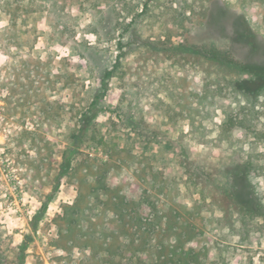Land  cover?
<instances>
[{
	"label": "rangeland",
	"instance_id": "374dc122",
	"mask_svg": "<svg viewBox=\"0 0 264 264\" xmlns=\"http://www.w3.org/2000/svg\"><path fill=\"white\" fill-rule=\"evenodd\" d=\"M218 11L264 47L263 0H0V264H126L101 173L203 231L206 264H264V92L196 51L228 48Z\"/></svg>",
	"mask_w": 264,
	"mask_h": 264
},
{
	"label": "trees",
	"instance_id": "16d2710c",
	"mask_svg": "<svg viewBox=\"0 0 264 264\" xmlns=\"http://www.w3.org/2000/svg\"><path fill=\"white\" fill-rule=\"evenodd\" d=\"M226 15L225 11H218L213 19L228 39V48L201 46L196 47V51L209 61L232 66L246 73L250 76L249 83L258 84L257 93L264 92V63L253 60L257 56L264 57V47L257 42V37L244 16H240L235 21V31L229 35ZM245 46L250 47L251 53L247 55L246 60H241L237 53ZM115 70L116 66L105 73L104 83L115 76ZM234 87L243 90L245 94L254 95L246 83L235 84ZM102 88L101 95L96 99L106 94L107 85L104 84ZM95 104L96 101L93 102V105ZM236 125L242 126V123H232L228 130L231 131ZM85 128L81 127L78 134L74 135V144L79 143ZM75 152V146L66 151L62 163L65 169L71 167V158ZM244 166L243 168L238 166L232 174L231 193L235 198L243 195L244 187L240 177L244 175V169L249 168L250 164ZM250 191L253 195L252 190ZM92 193L96 200H101V204L111 206L114 219L123 226L124 242L119 247L118 253L126 264H206L209 256L207 244L202 243L197 246L193 244L197 238H202L204 232L196 231L188 219H184V222L179 224V214H171L176 219L173 220L168 213H163L157 201L150 198L149 191L144 190L137 200L129 199L120 187L108 182L106 173H101L96 178ZM245 210L249 214H254L257 209H254L252 205H247ZM168 232L171 233L172 241L166 243L162 239L163 235Z\"/></svg>",
	"mask_w": 264,
	"mask_h": 264
}]
</instances>
